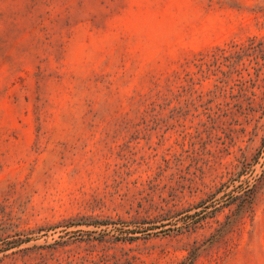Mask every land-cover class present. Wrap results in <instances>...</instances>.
<instances>
[{"label": "rangeland", "instance_id": "rangeland-1", "mask_svg": "<svg viewBox=\"0 0 264 264\" xmlns=\"http://www.w3.org/2000/svg\"><path fill=\"white\" fill-rule=\"evenodd\" d=\"M0 264H264V0H0Z\"/></svg>", "mask_w": 264, "mask_h": 264}, {"label": "trees", "instance_id": "trees-1", "mask_svg": "<svg viewBox=\"0 0 264 264\" xmlns=\"http://www.w3.org/2000/svg\"><path fill=\"white\" fill-rule=\"evenodd\" d=\"M247 197H248V198H247L246 202L248 201V199H250L251 196L248 195ZM247 208H248V206H246V203H245L244 205L241 206V210H242V211H247Z\"/></svg>", "mask_w": 264, "mask_h": 264}]
</instances>
